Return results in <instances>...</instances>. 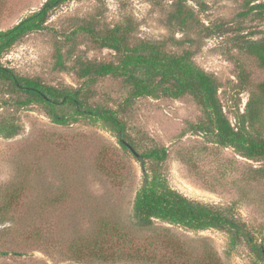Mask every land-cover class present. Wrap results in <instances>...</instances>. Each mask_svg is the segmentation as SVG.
<instances>
[{"label":"rangeland","instance_id":"1","mask_svg":"<svg viewBox=\"0 0 264 264\" xmlns=\"http://www.w3.org/2000/svg\"><path fill=\"white\" fill-rule=\"evenodd\" d=\"M45 1L0 0V29ZM178 1L192 10L187 29L172 18ZM248 1L264 0H70L51 11L42 30L14 44L0 63L48 85L82 87L75 63L114 61L115 55L76 29L88 22L99 32L121 25L132 40L161 41L170 52L190 50L193 61L216 77L223 111L234 123L250 92L264 81V68L238 44L264 36V15L245 14ZM56 47L67 69L55 67ZM4 85L0 119L14 120L20 130L10 138L0 136V264H207V250L222 264H250L248 246L242 242L228 251L224 231H191L160 221L137 224L132 204L143 175L131 151L99 122L58 125L41 104L19 107L14 101L21 93H5ZM127 91L121 79L99 78L87 92L88 102L120 109ZM119 115L138 153L166 147L160 166L172 188L190 199L229 207L260 241L264 172L258 168L264 161L246 159L196 129L203 114L189 95L142 97ZM94 247L112 258H90ZM173 248H181L179 259Z\"/></svg>","mask_w":264,"mask_h":264},{"label":"trees","instance_id":"2","mask_svg":"<svg viewBox=\"0 0 264 264\" xmlns=\"http://www.w3.org/2000/svg\"><path fill=\"white\" fill-rule=\"evenodd\" d=\"M66 1L70 0H46L39 9L15 25L0 29V58L27 34L42 30L51 11ZM249 4L248 1L245 14L254 11L259 16L264 15V1ZM173 11L172 18L180 29H187L192 24V10L186 9L181 1H178ZM78 30L87 31L100 46L114 51L115 60L75 63L77 75L84 79L83 86L78 88L48 85L38 79L16 74L0 63V83L4 82L5 93H21L14 101L16 105L41 104L51 121L58 125L79 119L99 122L117 137L122 148L128 150L124 142L131 146L134 144L128 139L125 122L119 115L120 109L142 97L178 99L189 95L200 106L203 114V120L195 124L196 129L208 134L217 145L230 147L246 159L264 161V81L256 84V91L250 92L245 111L236 113L235 122L232 123L218 97L220 86L216 77L193 61L190 50L170 52L161 41L132 40L129 31L121 25L99 32L88 22L78 27ZM238 44L240 49L255 58L259 67L264 68V36L245 37ZM63 59L61 48L56 47V68L67 69ZM104 77L121 79L127 87V95L120 109L88 102L90 86ZM19 130L20 126L14 120L0 119V136L10 138ZM167 154L166 147L154 146L138 153L136 157L143 175L132 204L133 218L137 224L150 227L160 221L191 231L218 229L227 235L228 251L243 242L251 251L250 264H264V235H260L258 241L247 223L229 207L202 203L172 188L160 166ZM258 171L264 172V167L261 165ZM180 250L173 248L178 259ZM206 252L207 264H222L211 250ZM88 255L97 260L112 258L109 252L105 253L97 247L89 249Z\"/></svg>","mask_w":264,"mask_h":264},{"label":"water","instance_id":"3","mask_svg":"<svg viewBox=\"0 0 264 264\" xmlns=\"http://www.w3.org/2000/svg\"><path fill=\"white\" fill-rule=\"evenodd\" d=\"M125 143V145L129 148V150L131 151V153L135 156V157H137L138 156V153L135 151V149L131 146V145H129L128 143H126V142H124Z\"/></svg>","mask_w":264,"mask_h":264}]
</instances>
